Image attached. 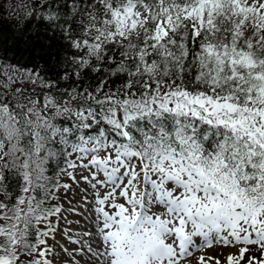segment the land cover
<instances>
[{
    "label": "snow or ice",
    "instance_id": "6c2138e0",
    "mask_svg": "<svg viewBox=\"0 0 264 264\" xmlns=\"http://www.w3.org/2000/svg\"><path fill=\"white\" fill-rule=\"evenodd\" d=\"M17 7L0 264H264V0Z\"/></svg>",
    "mask_w": 264,
    "mask_h": 264
},
{
    "label": "trees",
    "instance_id": "16d2710c",
    "mask_svg": "<svg viewBox=\"0 0 264 264\" xmlns=\"http://www.w3.org/2000/svg\"><path fill=\"white\" fill-rule=\"evenodd\" d=\"M21 0H0V31L4 36L10 37L17 22L23 16V9L17 5ZM255 256L259 257V254Z\"/></svg>",
    "mask_w": 264,
    "mask_h": 264
},
{
    "label": "rangeland",
    "instance_id": "374dc122",
    "mask_svg": "<svg viewBox=\"0 0 264 264\" xmlns=\"http://www.w3.org/2000/svg\"><path fill=\"white\" fill-rule=\"evenodd\" d=\"M77 220H79V223H76ZM64 226L69 228L74 235L78 233H82L88 227V225L85 223L83 218L77 217L75 214H72V213L67 215V221L64 223ZM61 243H64V241H61ZM71 247L73 246L69 245V248ZM230 251L235 252V249H223L220 247H214V248L207 249L204 252H197L193 257H191V264H196L197 258L200 255L220 257L223 260V258ZM256 254L260 255V253L255 250L249 253V255H256Z\"/></svg>",
    "mask_w": 264,
    "mask_h": 264
},
{
    "label": "bare ground",
    "instance_id": "6f19581e",
    "mask_svg": "<svg viewBox=\"0 0 264 264\" xmlns=\"http://www.w3.org/2000/svg\"><path fill=\"white\" fill-rule=\"evenodd\" d=\"M217 250V249H216ZM213 254V253H212Z\"/></svg>",
    "mask_w": 264,
    "mask_h": 264
}]
</instances>
